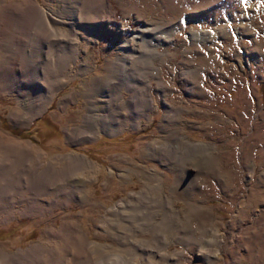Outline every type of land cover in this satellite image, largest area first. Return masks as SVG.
I'll return each instance as SVG.
<instances>
[{
  "label": "rangeland",
  "instance_id": "obj_1",
  "mask_svg": "<svg viewBox=\"0 0 264 264\" xmlns=\"http://www.w3.org/2000/svg\"><path fill=\"white\" fill-rule=\"evenodd\" d=\"M0 41V52L8 42L19 61L40 52L45 63L41 75H13V86H0V166H50L55 174L46 180L58 187L39 197L53 211L0 223V247L24 252L45 235L62 258L70 248L71 264H264V0H0ZM23 78L45 87H20ZM134 90L141 95L135 144L126 134L124 143L101 141L106 155L77 150L119 135V105ZM64 98L75 100L66 107ZM96 102L111 105L106 129L68 141ZM59 128L62 141L54 140ZM21 143L43 156L20 162ZM132 145L142 152L133 171L116 154ZM181 166L188 181L178 184ZM12 172L8 183L36 184L29 172ZM147 187L161 193L159 205L139 198ZM163 209L176 232L167 240L157 231L155 241L140 226L158 223ZM68 226L73 233L62 234ZM136 239L146 245L133 250Z\"/></svg>",
  "mask_w": 264,
  "mask_h": 264
},
{
  "label": "bare ground",
  "instance_id": "obj_2",
  "mask_svg": "<svg viewBox=\"0 0 264 264\" xmlns=\"http://www.w3.org/2000/svg\"><path fill=\"white\" fill-rule=\"evenodd\" d=\"M45 16L46 15H44V20L46 19ZM44 20H42V21L47 24V27L46 28L50 27L49 21H47V19L45 21ZM41 24H42V22H41ZM44 25L42 24L43 28L45 27ZM138 37H136V36L135 37H132V40L133 41L134 40H137V39H139ZM127 47L130 48L131 46H129V45L127 46L126 45V48ZM134 92H135V90H134ZM135 93H136V95L134 97H132L130 99V101L124 100L119 105V108L121 109V112H122V113H119V114H121V118L118 119L119 122H121V123H128V122H130L131 123V120H134L132 123L135 122V120H136L135 118L137 116L136 115L137 114V111H135V109L138 106V103H139L138 101H140V99H139V95H140L139 91H137ZM64 100H65V103L69 102V100H67L66 98H64ZM110 106H108V104H105L104 107L101 108V109H98L96 107H93V108H96V110L98 109L99 111H101L100 113H98V115L93 113V110H95V109L91 108L92 110H90V108H88V112H87L88 114L86 115V118H85V121L83 122V125L79 129L80 133L82 135H85L87 133H89L91 135H95L97 133V131H99L101 129H104L106 127V125L108 124V121H107L109 119L108 118L109 117L108 114L111 113L110 112V108H109ZM130 110H132V111H130ZM20 116H23L22 113H21ZM93 118H94V120H93ZM89 120H91V121H89ZM92 120L95 122L94 124H93ZM101 121H103L102 124L100 123ZM86 123H87V126H86ZM75 135L76 136H79V134H74V136ZM21 145L24 148H22V150L19 152L20 153V156L18 158H21V161L20 162L23 163V161H26L27 158L28 159L32 158L33 157V152H36L37 153V157L39 159L41 158V156H43V154H41L40 152L36 151L35 148L30 143H26V144H22L21 143ZM153 147L154 146H152V148H150L149 150L151 151L153 149ZM18 158H17V160H18ZM179 158L180 157H177V159H175V162L179 163L182 160V158H180V159ZM175 162H174V165H176ZM0 164H2L1 161H0ZM22 165L23 164L19 165V167H16L15 166V161H14V165H12V166L11 165H1L0 166V223L1 222H6V221H8V220H10V219H12L14 217H16L18 214H20V215L44 214L46 212L49 213V212H51V211H53L55 209V208L51 207V205L48 204V202L43 204L42 200L39 199V197L42 194H48V196H49V194L57 193L56 190H57L58 187H55L54 186L55 183H53V182H47L50 179L46 180L47 179V176H49V177H50V175L52 176L53 173H54L53 171H55V170H52L53 168H51L49 166L47 168L44 167L43 169H40L41 167L40 168L39 167H37V168L36 167H32V168H30V171H27L26 170L27 167H22ZM177 165L180 168V164H177ZM13 169L18 173L17 175H21V176H24V177H27L28 176V172H29V174H30L29 176L35 178L34 182L36 184H31V186H27V184L25 182H14V183H12V182L10 183L9 182L8 183V181H7L8 178H9L8 172L10 173V175L13 174V172H12ZM60 174L62 175L63 173H60ZM185 174H186V169H183V167L181 169H178V175L179 176H178V178L176 180L178 184L181 183V182H179L180 177H183L186 181H188L186 179V177L184 176ZM44 179H45V181H44ZM146 180L147 181H150L149 178H147ZM40 186H44L45 187L44 190L37 189ZM73 188H76V187L74 186ZM24 190H30L31 191L30 193L33 194V199H31L30 201L29 200L22 201V202H26L27 203L26 206H24L23 209H20L18 211H14V207L15 206H18L19 205L18 202H20L24 198L22 196ZM157 192L158 191L155 188H149V187H147V189L145 188L144 191L140 192V197L139 198L141 200H144L147 203L148 202L155 203L154 201H156V203L159 205L160 204L159 203V200L161 198V193H157ZM70 194H73V191ZM74 195H75V192H74ZM78 197H79V195H78ZM140 199H139V202H140ZM83 200H84V198H83ZM6 202H7V204L5 205ZM154 206L157 207L156 204ZM134 208L135 207H133V209ZM168 212L169 211H165V209H163V214L161 215V218H160L161 220H159L158 223L153 224V222H151V220L150 221L148 220L149 222L144 221V223H141V226H140V229H142L141 231L142 232H145V233H146V231L149 232L152 235L153 239L155 240L156 239L155 236H156L157 231L162 230V232L164 233L163 234V237L165 239L169 240L172 237V235L174 234V232H176V230L171 229L172 228L171 227L172 225L170 224L171 223V221H170V218L171 217L169 218V216H167V213ZM149 217H150V213H149V216H148V213H147L145 219H143V220H147L146 218H149ZM153 218L151 217V219H153ZM63 229H67V232H63L62 233L64 235L65 234L66 235H71L73 233V232L71 233L72 226L71 227L68 226V227L63 228ZM52 230L53 229H47V234H49L50 237H53L52 234H50V232H52ZM213 239H215L214 241H215V245H217L216 247H219L223 243L222 238L220 236L217 237L216 234L214 235V238ZM40 240H41V242H39L35 246H32L29 250L24 251V252H19V253H16V254L8 253L5 249H3L2 247H0V264H71V263L68 262V258L69 259L70 258H74V256H73L74 254L70 250V248H68L66 250L67 253H65L66 254L65 259H67V260H65L64 258H62L61 254H59L57 251L55 253L51 248H49L46 245V243H45V241H46L45 240V235H43L42 236V239H40ZM132 245H133V246H131L132 248L134 247L136 250L137 249L139 250V248L144 247L146 245V243L143 240L141 241V240H137L136 239L135 242L133 240ZM134 248H133V250H135ZM126 252H127V250H126ZM56 256L57 257L59 256L62 259H58ZM129 261H130V259H129ZM90 262L91 261H89V263Z\"/></svg>",
  "mask_w": 264,
  "mask_h": 264
},
{
  "label": "crops",
  "instance_id": "obj_3",
  "mask_svg": "<svg viewBox=\"0 0 264 264\" xmlns=\"http://www.w3.org/2000/svg\"><path fill=\"white\" fill-rule=\"evenodd\" d=\"M12 42V41H11ZM6 44V46L7 47H4L3 48V50H2V52H0V86L1 87H9V86H13V84H14V78H13V75L14 76H22V75H24V74H27V75H29V74H32V75H37L38 73H40V75H41V73H43L44 72V67H43V65H45V63H44V61H43V56H42V53H40V52H38V53H33L32 55H30V54H28V55H24L23 56V58H22V56H21V61H19L17 58H16V56H13V54L15 53V52H13V51H11V48L10 47H8L9 46V44H7L8 42H5ZM1 44H2V41H0V48H2V46H1ZM12 45V44H11ZM25 52H27V51H25ZM20 54H21V52H20ZM20 57V56H19ZM15 66L17 67V68H15ZM47 66H48V64H47ZM51 66V65H50ZM25 77V76H24ZM23 79H25V78H23ZM23 79H20L18 82H22L21 84H20V87H22V86H27V87H34V86H39V87H45V84L44 83H41V80H39L38 78H36V81L34 82V84H33V82L32 83H29V80H27L26 81V79H25V81H26V84H25V81L23 80ZM24 81V82H23ZM30 84V85H29ZM64 85H66V84H61V85H56V87H60V86H64ZM88 86V85H87ZM83 87H86V84H84V86ZM75 100V99H74ZM73 100V101H74ZM73 101L71 102V101H69V102H67V104H66V107H67V105H68V103L69 104H71V103H73ZM99 102H102L101 100H99ZM97 104H99V103H97L96 102V104H95V106H90V108H93V107H96V108H100V107H98L97 106ZM106 104V103H105ZM105 104H103V106L105 105ZM66 107H65V109H66ZM96 108H93V109H95L96 110ZM90 110H92V109H90ZM94 111V110H93ZM96 111H99L98 109L96 110ZM137 111H138V113L136 114L137 116H136V122H134V124H132V125H128L127 123H121V122H119V120H118V125H122V126H120V133H119V135H115V134H111V135H107V136H99L98 137V135L97 136H95V137H98V138H96L94 141H89V140H87V141H84V143H82V144H78V145H75L76 146V149L77 148H84V149H92V148H94V150H96V151H94V152H92V154H89V155H94V156H97V155H102V154H107L108 152H109V149H108V147H104L106 144H107V142H110L111 140H112V142L113 141H117L118 139L121 141V143H124L125 142V140H123V136H125L126 134H128V135H132L133 136V139L132 140H130V141H132L133 142V145L135 144L134 143V141H136L137 139H138V137L136 136V135H134L133 133H131V130H136L137 128H139L140 127V125H141V121H140V114H141V112H140V109H137ZM84 117V116H83ZM41 120H43V119H40V120H37V123L38 124H40L41 122H39V121H41ZM83 120V119H82ZM84 121V120H83ZM83 121H82V124H83ZM152 122V121H151ZM43 125H44V123H43ZM108 125V124H107ZM82 125H79V127H81ZM79 127H77V126H74V127H72V131H74V130H79L80 128ZM107 127V126H106ZM106 127L104 128V129H101L102 131H104L105 129H106ZM70 129L68 130L69 131V134H67L68 135V137H67V140L68 141H71V139H73V138H75V136L72 134V135H70L71 134V131ZM58 132H60V136L59 137H57V135L54 137V140H56V141H62V139H61V137H64V135L65 134H63V132L60 130V128L57 130ZM123 131V132H122ZM23 133H25V131L24 132H22L21 133V135H23ZM125 133V134H124ZM20 136V135H19ZM92 135L91 134H89V133H87V134H85L84 136H76L77 138L76 139H78L79 141H82V139H84V138H87V137H91ZM73 137V138H72ZM131 136H129V139H131L130 138ZM53 139V138H52ZM107 141L105 144H102L101 143V141ZM129 141V140H128ZM48 145V144H47ZM131 146V147H133L132 148V152H129V150L130 149H128V150H124L123 152H120V153H116V154H120V155H125V157L127 158V160L126 161H124V162H126L127 163V165H131V169H132V171L133 170H135V169H137L138 168V163L137 162H139V159H137L136 158V160H138V161H135L134 159H135V154H140L141 155V151H140V148L138 149V151H136L135 149H136V147H134V146ZM105 148V149H104ZM147 148V147H146ZM68 149H71L70 148V146H68ZM148 149L149 148H147V152H146V154H147V156L150 154V151H148ZM78 150V149H77ZM98 150V151H97ZM84 153L86 152V151H83ZM86 153H88V152H86ZM71 154H73V153H71ZM70 154V155H71ZM111 155H113V153H110ZM75 155V154H74ZM89 155L87 156V155H85L84 154V156L83 155H75V156H79V157H85V158H88L89 157ZM110 155V156H111ZM153 155V154H152ZM150 156V155H149ZM88 161L90 162V163H94V161L92 160V159H90V158H88ZM102 161H104V160H102ZM96 163V162H95ZM91 164V165H92ZM138 165V166H137ZM83 169V171L85 172V170L84 169H86V168H82ZM122 170H123V172H130L131 170L129 169V168H127V167H124V168H122ZM81 171V170H80ZM85 175V174H84ZM83 175V176H84ZM125 176H126V174H125ZM99 177V176H98ZM100 184H102V183H100Z\"/></svg>",
  "mask_w": 264,
  "mask_h": 264
}]
</instances>
